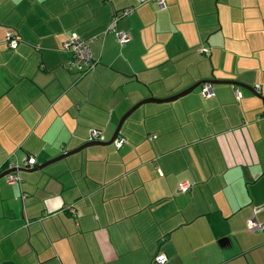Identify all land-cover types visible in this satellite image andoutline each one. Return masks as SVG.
I'll return each instance as SVG.
<instances>
[{
  "label": "crops",
  "instance_id": "crops-1",
  "mask_svg": "<svg viewBox=\"0 0 264 264\" xmlns=\"http://www.w3.org/2000/svg\"><path fill=\"white\" fill-rule=\"evenodd\" d=\"M163 2L0 0V264H264V0Z\"/></svg>",
  "mask_w": 264,
  "mask_h": 264
},
{
  "label": "built area",
  "instance_id": "built-area-1",
  "mask_svg": "<svg viewBox=\"0 0 264 264\" xmlns=\"http://www.w3.org/2000/svg\"><path fill=\"white\" fill-rule=\"evenodd\" d=\"M138 3L145 2L146 0H137ZM159 6L164 5L163 0H156ZM134 10L133 6H128L124 9H122L117 15H115V18H113L112 22L108 25L107 29L105 32H114L115 36L117 38V41L120 45L124 44L128 36L125 32L119 31L116 29V20L119 16H124L127 14H130ZM6 45L10 48H13L16 46L17 39L11 35L7 34V39H6ZM64 48L71 54V59L69 60L68 64L73 67L77 72L83 73L88 70H90L93 65V59L91 57L90 49H89V41L87 39L80 38L77 35H71L69 36L68 40L64 42ZM204 50V49H203ZM201 93L205 97H211L214 95L211 85L209 83H203L201 85ZM234 93H235V98L237 100L240 99L241 93L237 87L234 88ZM101 131L98 129H92L90 132V141L98 139L100 136ZM125 141V138L122 136H117L113 143L115 144L116 147H119L123 144ZM35 159L33 157H29L27 159V164L32 165L34 164ZM7 178L10 182L14 181H20L19 176L16 173H8ZM190 187V184L186 181L181 182L179 184V190L184 191L187 190ZM68 211L71 213H75V210L73 207H69ZM247 228L249 230H263L264 229V222H258L252 218L247 220ZM166 261V256L163 253H158L153 257V262L157 264L164 263Z\"/></svg>",
  "mask_w": 264,
  "mask_h": 264
},
{
  "label": "water",
  "instance_id": "water-1",
  "mask_svg": "<svg viewBox=\"0 0 264 264\" xmlns=\"http://www.w3.org/2000/svg\"><path fill=\"white\" fill-rule=\"evenodd\" d=\"M211 82H215V83H232V84H235V85H240V84H237L236 82H232V81H222V82H220V81H216V80H215V81H211ZM199 84H201V82L198 83L197 85H199ZM197 85H195V86H197ZM195 86H193L192 88L186 90L185 92H183V94H185V93L191 91ZM241 86H242V85H241ZM243 87H245V86H243ZM248 89H249V88H248ZM251 90H252V89H251ZM253 92H254V90H253ZM180 95H182V94H180ZM255 95L258 96L260 99H264L262 96H260V95L257 94V93H255ZM175 97H176V96H174L173 98H170V99H174ZM146 101H149V100H145V101H143V102H146ZM151 101H157V100H151ZM138 105H139V104H137L136 106H134V108L137 107ZM134 108H133V109H134ZM130 111H131V110H130ZM128 114H129V112H128L125 116H123V118L120 119V121H119V123H118V125H117V127H116V129H115V131H114V133H113V135H112V137L110 138V140H108L107 142H102V141H98V140L88 141V142H86L83 146H81V148H83V147H85V146H89V145H103V144H109V143H112V142L114 141V139L118 136V134H119V129H120V127H121V124L123 123L125 117H126ZM68 154H69V153L61 154L60 156H58L57 158H55V159H53V160H51V161H54V160L60 159V158H62V157H65V156L68 155ZM47 163H49V162H47ZM47 163L43 164V165L40 166V167L31 168L30 170H36V169H39V168L45 166ZM15 170H17V168H12V169L6 170V171L0 173V177H3V176H5V175H7L8 173H11L12 171H15Z\"/></svg>",
  "mask_w": 264,
  "mask_h": 264
}]
</instances>
